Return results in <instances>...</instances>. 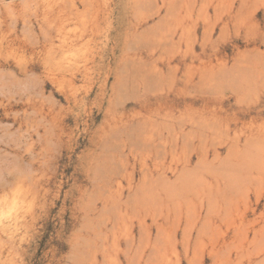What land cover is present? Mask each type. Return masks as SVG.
<instances>
[{
	"label": "rangeland",
	"instance_id": "obj_1",
	"mask_svg": "<svg viewBox=\"0 0 264 264\" xmlns=\"http://www.w3.org/2000/svg\"><path fill=\"white\" fill-rule=\"evenodd\" d=\"M94 263L264 264V0H0V264Z\"/></svg>",
	"mask_w": 264,
	"mask_h": 264
},
{
	"label": "bare ground",
	"instance_id": "obj_2",
	"mask_svg": "<svg viewBox=\"0 0 264 264\" xmlns=\"http://www.w3.org/2000/svg\"><path fill=\"white\" fill-rule=\"evenodd\" d=\"M60 34H61V33H60ZM256 89H257V88H256ZM255 91L257 92V90H255ZM256 92H255V93H256ZM180 126H183V125H179V127H180ZM179 127H178V128H179ZM182 128H183V127H182ZM179 130H180V129H179ZM181 130H182V129H181ZM200 134H201V133H200ZM202 135H205V134L202 133ZM202 135H200V136L203 138ZM205 136H206V135H205ZM205 136H204V139H206ZM201 137H200V140L202 139ZM200 140H199V141H200ZM201 141H202V140H201ZM205 142H206V141H205ZM173 153H174V152H173ZM172 155H174V154H172ZM94 262H95V261H94ZM94 264H95V263H94Z\"/></svg>",
	"mask_w": 264,
	"mask_h": 264
}]
</instances>
